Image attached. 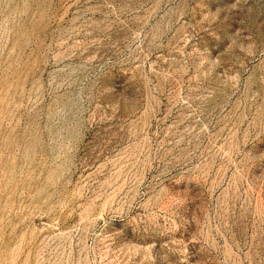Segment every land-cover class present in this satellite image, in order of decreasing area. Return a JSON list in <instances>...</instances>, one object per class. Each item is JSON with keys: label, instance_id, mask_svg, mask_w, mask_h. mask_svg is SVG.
Returning <instances> with one entry per match:
<instances>
[{"label": "rangeland", "instance_id": "rangeland-1", "mask_svg": "<svg viewBox=\"0 0 264 264\" xmlns=\"http://www.w3.org/2000/svg\"><path fill=\"white\" fill-rule=\"evenodd\" d=\"M0 264H264V0H0Z\"/></svg>", "mask_w": 264, "mask_h": 264}]
</instances>
